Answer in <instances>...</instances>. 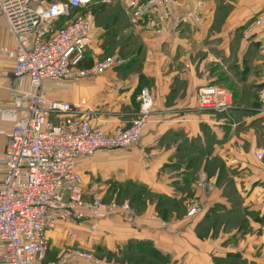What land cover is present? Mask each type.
I'll return each mask as SVG.
<instances>
[{"label":"crops","instance_id":"1","mask_svg":"<svg viewBox=\"0 0 264 264\" xmlns=\"http://www.w3.org/2000/svg\"><path fill=\"white\" fill-rule=\"evenodd\" d=\"M176 1L188 8L193 0ZM110 4L95 16L82 66L90 67L97 59L121 50L125 61L71 86L52 89L49 96L70 102L85 100L92 125L113 131L128 127L137 117L139 93L148 87L154 106L140 143L81 157L78 169L88 200L114 199L107 187L121 181L122 186L130 182L146 185L155 197L138 209L136 217L105 212L97 219V232L87 224L60 221L47 232L48 260L77 247L107 264H141L137 258L143 253L138 251L147 248L155 257L151 264H264V158L256 155L264 152V114L254 105L264 84V18L256 23L258 16H264V0H204L200 22L166 26L161 33L147 22L135 24V10L125 0ZM248 22L252 25L250 39L244 37ZM13 43L0 18V47ZM222 71L226 74H217ZM214 81L229 83L232 91L227 89L235 96V108L223 115L196 107L198 88ZM15 83L13 62L0 54V127L13 126L1 109L10 104ZM207 141L212 151L204 155V161L217 158L225 163L227 174L235 177L242 207L250 211L245 216L231 220L220 216L216 221L211 209L217 203L233 204L218 187L215 175L208 174L206 161L197 174L212 180L204 189L194 187L204 212L195 218L174 212L175 203L186 208L191 199L183 195L184 176L194 170L187 161L201 155L200 148ZM5 143L0 136V150ZM167 197L175 201L168 202ZM160 198L168 202L166 213L158 208ZM68 231L76 232L77 238L69 237ZM69 264L94 263L73 258Z\"/></svg>","mask_w":264,"mask_h":264},{"label":"built area","instance_id":"2","mask_svg":"<svg viewBox=\"0 0 264 264\" xmlns=\"http://www.w3.org/2000/svg\"><path fill=\"white\" fill-rule=\"evenodd\" d=\"M100 2L113 0H0V18L14 38L12 45L0 47V54L13 62L16 79L11 102L1 109L13 126L0 127V136L6 139L0 150V264H69L73 258L107 264L77 247L66 248L56 259L48 260L47 232L60 221L87 224L97 232V219L105 212L137 215L128 201L86 199L78 161L100 150L137 146L152 120L150 89H141L139 111L131 124L113 131L92 125L85 100L70 102L49 96L52 89L71 86L125 61L116 51L90 67L82 66L94 16L78 10ZM125 4L135 10V24L147 22L158 33L166 26L196 24L204 13V0H193L188 8L177 5L176 0H125ZM263 18L258 16L256 23ZM251 31L250 24L244 31L246 39ZM258 106L264 114V86ZM196 107L221 113L234 107V97L227 88L209 83L198 88ZM256 155L264 158L263 151ZM199 185L204 189L206 180ZM200 204L198 200L187 203L186 216L201 215L204 208ZM67 234L78 236L74 231Z\"/></svg>","mask_w":264,"mask_h":264},{"label":"trees","instance_id":"3","mask_svg":"<svg viewBox=\"0 0 264 264\" xmlns=\"http://www.w3.org/2000/svg\"><path fill=\"white\" fill-rule=\"evenodd\" d=\"M99 5H101L103 7V9H107L108 7L112 6L111 4H108V3H99ZM93 6V5H91ZM90 6V7H91ZM96 6V5H95ZM94 7V6H93ZM87 8H82V9H79L78 11L81 12V13H84L85 10ZM77 11V12H78ZM94 16V15H93ZM251 22V21H250ZM250 22H248L247 24H245V29L251 24ZM94 23H95V17H94ZM93 23V24H94ZM243 34V33H242ZM251 38V37H250ZM249 38V39H250ZM113 51V50H112ZM115 51H113L112 53H114ZM121 53L120 56L123 57V54L124 53L122 50L120 51ZM111 53V54H112ZM107 56V55H106ZM86 57V56H85ZM83 64V63H82ZM116 67H119V65H117ZM217 81H214L212 83H215ZM217 84V83H215ZM264 84H262L260 86V88L258 89V92H257V96L255 98V102H254V105L255 107L259 105V91L261 89V87H263ZM234 97V107L227 110V111H224V112H221V113H217L218 115H223V114H226L228 111H232L234 108H235V105H236V100H235V96L233 95ZM253 113V112H252ZM209 140V139H208ZM211 145H210V142H206L205 143V147L204 148H200V152L202 153L201 155H197V156H193L191 157V159L188 162L189 165H191L192 168H194L193 170V173H188V175H185V185L186 187L184 188H189L190 190H194L192 187H189L193 182H195L196 180V177H197V172H198V168L200 166L201 163H204L205 161V164H206V170L208 172L209 175H215L216 177V183L218 185V187H223V189L226 191L225 192V196L226 198H228V200L230 202H232L233 204V207H230L227 203L223 202V203H217L211 210L212 212L214 211L215 212V216H216V221H219L221 218L220 216H223L224 218H227L228 220H231V219H235L239 216H245L248 212L250 211H247L245 208L242 207L241 204H238V199L239 197H241L242 199V196H240L239 194V191L235 189V186H234V181L232 178H230L228 175H227V172H226V167H225V163L217 158H211V159H207L204 161V155H208L211 153ZM191 176V180H188V178ZM195 176V180H193V177ZM131 185V187L133 186H137V187H141V188H144V190H146V185H141V184H138V183H134V182H130L129 183ZM228 187H234V189H232V191L230 192V196H228V192H227V188ZM142 189V191H144ZM151 191V190H150ZM239 193V194H238ZM130 203L132 205H135L138 207V204L140 203H144L145 201H138V195H134L133 197H130ZM168 202H174L175 200L174 199H171L170 197H167L165 198ZM164 198H160V204H158V208L160 211H164V213H166V206L168 204V202L165 200ZM106 200V199H104ZM111 200H115V199H109V200H106V201H111ZM236 201L237 204H234L233 201ZM228 201V202H229ZM146 203V202H145ZM175 207H179L180 206V203H175L174 204ZM141 207V206H140ZM220 208V209H219ZM220 210H223V212L220 213ZM244 210V211H243ZM211 215L210 213L207 214V216ZM227 224H225L226 226L229 225V222L226 221ZM142 251L143 253V257H139L137 259H139V262L141 264H151V262H153V260L150 262V259L151 257L152 258H155L152 254H150L148 251H147V248H142V249H139L138 252ZM151 251V248L150 250ZM153 251H155V253L158 254L159 250L155 248V250L153 249ZM162 257H164V255H162V253H160ZM150 255V256H149ZM49 259V258H48Z\"/></svg>","mask_w":264,"mask_h":264},{"label":"rangeland","instance_id":"4","mask_svg":"<svg viewBox=\"0 0 264 264\" xmlns=\"http://www.w3.org/2000/svg\"><path fill=\"white\" fill-rule=\"evenodd\" d=\"M96 4H94L93 6H91V7H88L86 10H85V12L84 13H86V14H92V15H94V17L97 15V14H99V13H101L100 11H102L103 10V7L101 6V5H96ZM220 73H223V74H226L224 71H222V72H219V73H217L218 75L220 74ZM210 83H212V82H210ZM215 83H217V84H220V85H222V86H224V87H226V88H228V89H230L231 91H232V89H231V87H230V84L229 83H223V82H215ZM209 84V83H208ZM256 110H257V112L259 111L260 112V110H259V106H257V108H256ZM230 178H235L233 175H232V173L231 174H227ZM185 177V176H184ZM206 177L207 178H209L207 175H206ZM212 177H210L208 180L207 179H205L206 180V186H208V181L209 180H212L211 179ZM188 180H190L191 182H192V180H191V176L188 178ZM193 180H195V176L193 177ZM202 180V176H200V175H197V177H196V180H195V182H193L189 187H200V185H199V181H201ZM121 182H124V181H121ZM121 182H117V185H115L116 187H107L108 189H111L112 190V192H114V195L113 196H115V201H117V202H125V201H128L129 203H130V197H133L135 194L136 195H138V201H140V202H142V201H145V202H148V201H150V200H153V198L155 197L154 195L152 196V194H151V191H150V187H146V190H144V188H141V187H137V186H132L131 187V185L129 184V183H127V184H124V186H122V185H120L121 184ZM119 183V184H118ZM201 188V187H200ZM223 188V187H222ZM142 189L144 190V191H142ZM194 189V188H193ZM232 189H234V187H228L227 188V192H228V196H230V192L232 191ZM185 194H188L189 195V198H191L189 201H188V203H190V201L191 200H198V202L200 203L201 201H200V199L199 198H196L195 197V194H196V192L194 191V190H190L188 187L186 188V190L184 191V194L183 195H185ZM239 194V193H238ZM240 195V194H239ZM159 199V198H158ZM139 203L138 204V207L137 206H135V205H132L131 203V205L136 209V212H137V214H138V212H139V210L141 209V208H144L145 206H146V203ZM241 202H242V199H241V197H239V199H238V204H241ZM233 203L234 204H237V202L234 200L233 201ZM185 204H186V202H185ZM201 206H202V208H204V205H203V203L201 202V204H200ZM141 206V207H140ZM186 208H187V204H186ZM185 208V205L184 204H182L181 206H179V207H174V212H176V214H181L182 212H184L185 214H187V209ZM139 209V210H138ZM244 211V210H243ZM63 247H65V244L63 245ZM58 252H56V254H57Z\"/></svg>","mask_w":264,"mask_h":264}]
</instances>
